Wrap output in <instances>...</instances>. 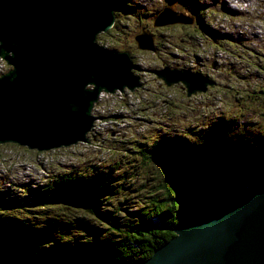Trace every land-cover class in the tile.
<instances>
[{"label":"rangeland","instance_id":"obj_1","mask_svg":"<svg viewBox=\"0 0 264 264\" xmlns=\"http://www.w3.org/2000/svg\"><path fill=\"white\" fill-rule=\"evenodd\" d=\"M107 1L117 4V14L112 28L98 35L97 44L109 52L131 51L136 65L132 74L140 87L134 92L126 89L101 98L94 108L98 119L88 135L89 144L78 143L49 152L14 143L0 144V194L7 198L19 195V186L44 189L70 167L85 169L88 178L92 174L89 170L97 176L95 170L97 173L100 167L109 171L116 193L105 197L106 201H138L137 191L161 181L159 169L153 168H159V164L144 159L156 139L202 133L221 120L235 121L229 136L223 138L228 140L225 143L233 139L245 150L256 149L258 152L249 154L251 160L262 155L256 145L264 142V0H247L252 4L244 11H240L241 0ZM230 5L238 9L232 10ZM167 11L176 12L173 16H180L184 24L155 28L159 16ZM192 14L197 21L189 24ZM174 17L165 21H175ZM145 31L155 35V50L139 46L138 38L142 45L150 39L147 34L144 36ZM0 63L4 73L10 71V67L4 69L1 60ZM156 71L164 72L170 81H163ZM198 79L211 82L207 91L188 96L183 81ZM15 182L24 184L12 186ZM42 212L0 210V219L29 214L26 216L33 219L31 222L49 224L46 216L34 219ZM53 219L55 225L61 222L56 215ZM16 231L12 226L6 230L11 234ZM20 232L17 236L28 237L27 232Z\"/></svg>","mask_w":264,"mask_h":264},{"label":"water","instance_id":"obj_2","mask_svg":"<svg viewBox=\"0 0 264 264\" xmlns=\"http://www.w3.org/2000/svg\"><path fill=\"white\" fill-rule=\"evenodd\" d=\"M114 7L107 0H0V58L11 68L0 77V144L38 152L89 144L101 94L140 87L131 52L97 44L114 24ZM171 17L163 12L156 27L185 22L165 21ZM143 34L150 39L144 46L138 38L139 46L155 50V35ZM183 83L192 96L211 82ZM135 264H264V186L195 205L170 241Z\"/></svg>","mask_w":264,"mask_h":264},{"label":"trees","instance_id":"obj_3","mask_svg":"<svg viewBox=\"0 0 264 264\" xmlns=\"http://www.w3.org/2000/svg\"><path fill=\"white\" fill-rule=\"evenodd\" d=\"M234 123L221 120L202 133L156 139L155 148L145 152L144 159L159 164L153 168L159 169L161 181L137 191L138 201H106L105 197L116 196L110 174L92 172L88 178L85 169L71 167L44 189L11 183L19 186V195L7 198L0 194V210H43L34 219L46 216L49 224L31 222L29 214L0 219V264H135L148 260L174 237L176 226L195 205L227 199L257 184L264 186V142L256 145L262 155L251 160L249 154L256 149L245 145V150L235 140L225 143L228 140L223 139ZM53 215L61 222L55 225ZM9 226L18 231L7 233ZM20 231L28 237L23 232L17 236Z\"/></svg>","mask_w":264,"mask_h":264},{"label":"bare ground","instance_id":"obj_4","mask_svg":"<svg viewBox=\"0 0 264 264\" xmlns=\"http://www.w3.org/2000/svg\"><path fill=\"white\" fill-rule=\"evenodd\" d=\"M191 1V0H190ZM233 2H235L234 0H233ZM252 4V2H249V1H247V0H241L240 2H239V6H240V11H244V9H247L248 7H250V5ZM226 7V6H225ZM231 10V9H230ZM117 11V10H116ZM212 12V11H211ZM195 15V14H194ZM256 17V16H255ZM210 29V28H209ZM190 30V29H189ZM187 31V30H186ZM104 34V33H103ZM193 34V33H192ZM110 35V34H109ZM144 36H146V35H144ZM103 50H104V48L103 47H101ZM104 51H106V50H104ZM0 60H1V62H3V64H4V69L6 68L7 70H9L10 68H9V66H8V64L5 62V61H2L3 59L2 58H0ZM0 65H1V63H0ZM8 73V72H7ZM7 73H4V71L3 70H1L0 69V77L2 76V75H4V74H7ZM161 78V77H160ZM108 108V107H107ZM114 111V110H113ZM152 120V119H151ZM126 124V123H125ZM159 128V127H158ZM159 132V131H158ZM145 134V133H144ZM158 135V134H157ZM178 135H181V134H178ZM184 136L185 135H187V134H183ZM183 135H181V136H183ZM111 137V136H110ZM170 137V136H169ZM143 138V137H142ZM142 142H143V140H142ZM184 143V142H183ZM15 144V143H14ZM182 145V144H181ZM87 146V145H86ZM156 146V145H155ZM155 148V147H154ZM157 148V147H156ZM197 150V149H196ZM141 151V150H140ZM119 154V153H118ZM141 154V153H140ZM201 161V160H200ZM161 167V166H160ZM99 168V170H98V172L97 173H105L104 171H103V169L101 170V168L100 167H98ZM137 169V168H136ZM107 172H109V171H107ZM105 173V174H109V173ZM88 173H92V171L91 170H89L88 171ZM96 173V174H97ZM52 175V174H51ZM54 175V174H53ZM99 176V175H98ZM88 177V176H87ZM90 178V177H89ZM183 178V177H182ZM38 179V178H37ZM46 179H48V178H46ZM88 179V178H87ZM112 179V178H111ZM36 180V179H35ZM121 186V185H120ZM114 194V193H113ZM32 195V194H31ZM190 210V209H189ZM127 213V212H126ZM128 215V214H127ZM129 217V216H128ZM126 218H127V216H126ZM131 219V218H130ZM128 220V219H127ZM108 221V220H107ZM84 227V226H83ZM3 235V234H2ZM92 235V234H91ZM5 237V236H4ZM25 242V241H24ZM4 245V244H3ZM24 248V247H23ZM28 249V248H27Z\"/></svg>","mask_w":264,"mask_h":264},{"label":"clouds","instance_id":"obj_5","mask_svg":"<svg viewBox=\"0 0 264 264\" xmlns=\"http://www.w3.org/2000/svg\"><path fill=\"white\" fill-rule=\"evenodd\" d=\"M113 5H114V3H113ZM114 6H116V5H114ZM115 8V10H116V7H114ZM101 48V47H100ZM104 50H106L105 48H104ZM105 52H108V53H113V52H109V51H105ZM121 52H125V51H120V52H118V53H121ZM130 52V51H129ZM131 58H132V63H133V65H134V70H135V67H136V65L134 64V62H133V54H132V52H131ZM2 61H4V60H2ZM133 70V71H134ZM201 74V73H200ZM200 76V75H199ZM104 95H107L106 93H104V94H101V96H100V100H99V102L101 101V98H103L104 97ZM99 104V103H98ZM97 104V105H98ZM95 110V109H94ZM94 112V111H93ZM94 115V114H93ZM95 125V124H94Z\"/></svg>","mask_w":264,"mask_h":264}]
</instances>
